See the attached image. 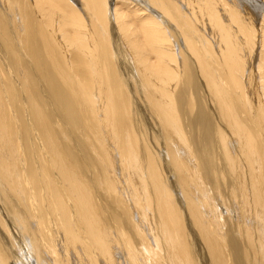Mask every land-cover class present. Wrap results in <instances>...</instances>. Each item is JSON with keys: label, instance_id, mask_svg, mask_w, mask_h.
<instances>
[{"label": "bare ground", "instance_id": "1", "mask_svg": "<svg viewBox=\"0 0 264 264\" xmlns=\"http://www.w3.org/2000/svg\"><path fill=\"white\" fill-rule=\"evenodd\" d=\"M0 264H264V0H0Z\"/></svg>", "mask_w": 264, "mask_h": 264}]
</instances>
